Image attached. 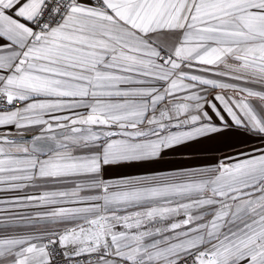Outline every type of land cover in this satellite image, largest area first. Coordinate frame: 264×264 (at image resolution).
<instances>
[{
  "label": "snow or ice",
  "instance_id": "1",
  "mask_svg": "<svg viewBox=\"0 0 264 264\" xmlns=\"http://www.w3.org/2000/svg\"><path fill=\"white\" fill-rule=\"evenodd\" d=\"M0 264H264V0H0Z\"/></svg>",
  "mask_w": 264,
  "mask_h": 264
}]
</instances>
